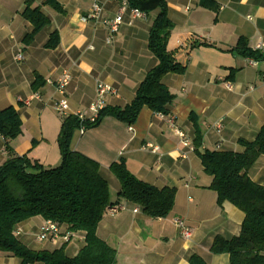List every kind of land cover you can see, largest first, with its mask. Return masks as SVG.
Here are the masks:
<instances>
[{"label":"crops","instance_id":"obj_1","mask_svg":"<svg viewBox=\"0 0 264 264\" xmlns=\"http://www.w3.org/2000/svg\"><path fill=\"white\" fill-rule=\"evenodd\" d=\"M27 1L0 0V110L15 108L23 124L21 136L9 142L14 155L56 168L61 164L58 138L64 119L54 110L62 98L57 82L69 76L66 98L71 115H92L98 83L118 94L109 95L106 106L130 105L146 75L158 65L148 43L159 11L136 18L128 9L108 44V28L85 19L94 4L102 6L103 18H115L122 7L119 0H57L62 12L47 6L45 0H32V9L40 8L50 24L27 46L23 41L34 29L23 17ZM203 1L166 0L174 23L168 50L186 68L182 75L163 79L175 96L170 114L163 116L145 107L133 132L131 126L108 117L84 135L77 131L72 140L73 151L101 165L114 201L120 183L110 167L120 161L139 180L158 189L176 190L167 218H151L130 203L120 204L125 210L104 216L97 235L117 252V264H189L193 256L207 264H230L229 255L211 252L212 245L217 238L232 240L242 229L245 214L228 202L218 204L211 190L213 177L205 173L194 141L198 126L201 153L241 154L245 149L239 141H255L264 127V60L253 67L250 58L235 51L241 39L252 51L264 42V0H208L209 8L202 6ZM54 33L59 35V45L50 50L46 46ZM20 52L22 62L16 59ZM218 123L220 130L215 127ZM146 145L158 151H144ZM7 159L8 155L0 153V167ZM249 176L264 186V156ZM175 220L186 224L190 239L182 236ZM45 223L36 217L20 224L18 240L33 251L62 248L66 244L62 240L39 241ZM85 237L84 232L73 235L66 247L68 257L80 253ZM0 264L23 261L0 252Z\"/></svg>","mask_w":264,"mask_h":264},{"label":"trees","instance_id":"obj_2","mask_svg":"<svg viewBox=\"0 0 264 264\" xmlns=\"http://www.w3.org/2000/svg\"><path fill=\"white\" fill-rule=\"evenodd\" d=\"M131 10L145 15L159 11L149 35V50L158 60V65L145 77L136 91L134 101L125 108L106 106L99 112L95 123L81 122L70 115L63 119L58 145L61 164L46 168L27 156L14 155L9 142L22 134V121L15 108L0 110V133L4 137L8 159L0 167V252L12 255L23 264H117V252L102 241L97 230L110 209L122 203L141 208L154 219L169 217L173 211L176 190L158 189L131 174L124 161L114 163L110 170L120 183V191L114 201L110 186L101 175V165L72 150V140L84 125L87 130L100 126L105 118H114L133 126L142 109L163 116L170 114L175 96L163 84L165 76L182 75L186 68L168 50V42L174 23L169 18L166 0H127ZM47 6L62 12L57 0H45ZM205 0L203 7H210ZM23 17L33 25V32L23 41L31 45L39 32L50 24L40 8L32 9V0L27 1ZM59 45V35L52 34L47 49ZM245 58L264 60V55L248 49L241 39L235 48ZM191 120L195 122V118ZM197 126L194 141L204 171L213 177L211 190L218 196V204L228 202L245 214L239 236L232 240L217 238L211 248L216 255L227 254L230 264H264V186L255 183L250 170L264 156V127L255 141L240 140L245 149L241 154L232 152L205 151L201 153L202 136ZM42 217L73 235L84 232L85 247L70 258L66 254V243L54 251H33L22 244L17 236L18 226L30 219ZM189 264H207L201 257L193 256Z\"/></svg>","mask_w":264,"mask_h":264},{"label":"built area","instance_id":"obj_3","mask_svg":"<svg viewBox=\"0 0 264 264\" xmlns=\"http://www.w3.org/2000/svg\"><path fill=\"white\" fill-rule=\"evenodd\" d=\"M119 1L121 2L122 7H121L120 12L115 18L113 19L103 18L102 6L99 4H94L89 17L85 19L86 22L94 21L95 23L101 24L108 28L109 33H110V37L107 40L108 44L112 42L113 37L119 32V28L123 24V21H124V14L128 9H130L129 3L127 0H119ZM131 11L134 17L136 18H144L146 16L144 13L138 10H131ZM254 52H258L264 55V42H260L259 44H257L254 48ZM16 59L19 62L24 61L23 53L20 52L16 56ZM249 62H250V65L253 67H257L260 64L259 61L254 60V59H250ZM263 76H264V71H263ZM49 83H52V82H49ZM68 85H69V76H64L60 81L57 82V85H56L57 91L60 93L62 98L54 104V110L59 116L63 118H66L71 115L70 106L66 98V89ZM229 88H231V86H229ZM109 95L117 96L118 94L116 90L113 89L111 86L104 84V83H98L96 100L90 107V111L92 115L87 116L85 113L79 112V113L74 114V116L78 117L79 120L83 123L86 121H89L90 123H95L96 120L98 119L99 112L102 111L106 107V99ZM38 98L39 97L36 95L35 99H38ZM169 123L173 125L174 122L173 120H169ZM215 127L220 130L222 128L221 123L216 124ZM129 130L130 132H133L132 126L130 127ZM86 131H87V128L84 125H82V127L79 129V132L81 135H84ZM176 132L180 137H184V135L180 133L179 131H176ZM142 149L144 151H152L155 153L158 151V148L152 145H146ZM0 153L7 155V149L5 147V140H4V137L1 135V133H0ZM123 210H125L124 207H115V208L110 209V213L116 214ZM137 211L138 210H136L135 212ZM175 224L181 230L182 236L184 238L186 239L191 238L192 233L183 221L175 220ZM19 235H20V231H17L16 236H19ZM72 238H73L72 233L67 232L66 230L63 229V227L53 222H50V221H47L41 227L40 234L38 237L40 242H47V241L56 242L58 240H62L65 243H69Z\"/></svg>","mask_w":264,"mask_h":264},{"label":"rangeland","instance_id":"obj_4","mask_svg":"<svg viewBox=\"0 0 264 264\" xmlns=\"http://www.w3.org/2000/svg\"><path fill=\"white\" fill-rule=\"evenodd\" d=\"M112 195H113V199L115 198V194H114V191H113V188H112ZM77 240V239H76Z\"/></svg>","mask_w":264,"mask_h":264}]
</instances>
